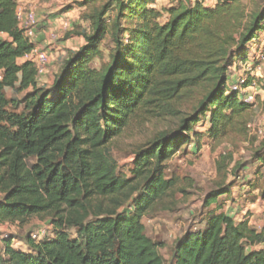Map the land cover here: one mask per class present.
<instances>
[{"label":"trees","instance_id":"1","mask_svg":"<svg viewBox=\"0 0 264 264\" xmlns=\"http://www.w3.org/2000/svg\"><path fill=\"white\" fill-rule=\"evenodd\" d=\"M205 1L169 0L163 21L152 0H82L90 30L77 35L85 45L45 89L36 66L19 63L36 48L19 27V0H0V224L48 216L53 228L40 242L29 236L28 252L5 241L0 264H166L142 222L158 201L186 192L165 179V163L207 117L213 139L241 123L251 105L229 89V77L248 63L249 46L264 31V0L251 9L244 0H219L215 8ZM106 41L108 63L92 68ZM16 88L32 92L21 102L8 99ZM199 90L179 130L137 150L132 178L119 174L108 144L140 113L165 111ZM20 104L21 112L9 110ZM254 159L264 179V137ZM226 171L219 165L221 181L205 199L216 209L203 230L177 241L173 264H264V249H255L264 231L224 211L220 199L236 187Z\"/></svg>","mask_w":264,"mask_h":264},{"label":"rangeland","instance_id":"2","mask_svg":"<svg viewBox=\"0 0 264 264\" xmlns=\"http://www.w3.org/2000/svg\"><path fill=\"white\" fill-rule=\"evenodd\" d=\"M48 3L49 8L39 7L34 12L38 18L37 38L34 44L49 58L45 73L39 78V87L50 89L57 76L61 74L65 61L73 53L85 45L81 32H89L90 24L83 17L87 11L80 9L78 3L82 0H40L39 4ZM219 0H206V6L215 8ZM247 9L253 7V0H244ZM71 7L72 11L67 12ZM169 0H152L150 8L156 9L165 15L169 9ZM44 11V12H42ZM70 13L69 15H67ZM167 18L165 15L163 21ZM69 25V30L64 26ZM261 37V38H260ZM253 45L249 46V61L247 64L238 63L231 70L229 89L240 86L242 78L254 80L258 83L264 81V63L261 70L248 69L262 50L264 52V36L260 35ZM111 44H103L104 57L97 59L91 65L100 69L108 63ZM2 74L0 72V79ZM200 91H189L183 98L174 102L169 109L158 110L155 113H140L132 120L129 127L108 144V151L113 158L118 173L132 178L135 166V153L147 143L164 133H176L184 118L197 105ZM32 91L20 93L18 89L6 91L8 99L21 102ZM245 93L241 92V99ZM256 107H252L237 120L241 123L223 137L211 138L207 131L211 127L210 118L193 128L190 141L181 145L177 153L165 163L164 174L166 180H175L177 188L186 192L177 193L158 201L144 216L142 222L145 232L155 243L159 244L160 254L166 264H173V253L177 241L186 234L194 233L205 228L207 214L216 209L213 205L209 209L205 206V199L209 193L216 190L221 181L218 168L225 165L227 168L228 183H235L230 197H224L221 203L224 211L236 222L248 220L251 226L258 231L264 230V180L261 168L255 163L254 151L260 146L264 131V88L258 91L255 98ZM24 104L9 110L21 112ZM200 133L201 137L195 136ZM30 164L33 161L29 162ZM240 170L234 173L236 167ZM238 168V167H237ZM252 205H255L252 207ZM52 217L44 216L32 218L25 226L18 223H6L0 226V256H4L5 241L15 240L13 247L28 252L27 240L31 234L45 232L48 238L53 235L51 226ZM76 238V231H70Z\"/></svg>","mask_w":264,"mask_h":264},{"label":"built area","instance_id":"3","mask_svg":"<svg viewBox=\"0 0 264 264\" xmlns=\"http://www.w3.org/2000/svg\"><path fill=\"white\" fill-rule=\"evenodd\" d=\"M17 16H18V21H19V27L22 31H24L25 36L32 42L34 43V40L37 38V26H38V18L37 15L34 11H29V12H23L20 8H18L17 11ZM70 26L65 25L64 29L69 30ZM26 61L32 62L39 73V78L45 73L46 68L48 64L50 63V58L49 56L45 53L42 52L36 48L27 56H25ZM264 63V52L261 50L260 54L256 57V60L252 63V67L248 69L249 71L253 70H261V67ZM248 79L242 78L240 81V86L230 89L233 91H238L240 93L241 97V92L245 93L243 95L244 102L251 105L252 107H256L255 104V98L259 90L264 88V81L258 83L254 80H252V83L249 87L244 88V85L247 83ZM261 136H264V131L260 132ZM2 224H0L1 226ZM48 235L45 232H40L38 234H31V238L36 241L40 242L44 240Z\"/></svg>","mask_w":264,"mask_h":264},{"label":"crops","instance_id":"4","mask_svg":"<svg viewBox=\"0 0 264 264\" xmlns=\"http://www.w3.org/2000/svg\"><path fill=\"white\" fill-rule=\"evenodd\" d=\"M40 2V0H19V8L23 11V12H29V11H34L35 9L39 10V7H42L43 9L49 8L50 5L46 2L43 3V1L40 3V5H38ZM44 12V11H42ZM70 13H68L67 15H69ZM88 32V31H87ZM261 36H264V31L260 34ZM261 38V37H260ZM82 39L85 41V39L82 37ZM260 40V39H259ZM258 40V41H259ZM256 42V41H255ZM254 42V43H255ZM254 43H252L251 45H253ZM26 62V59L23 58L21 60H19V63H24ZM264 180V179H263ZM255 205H252V207H254ZM226 213V212H225ZM249 224L251 225V222H249ZM264 231V230H262ZM15 241V240H14ZM13 241V243H14ZM255 249L260 250V249H264V245L258 246ZM23 251V250H22Z\"/></svg>","mask_w":264,"mask_h":264}]
</instances>
